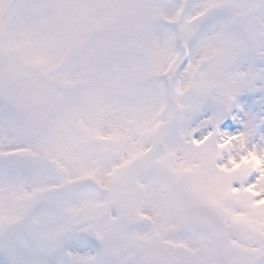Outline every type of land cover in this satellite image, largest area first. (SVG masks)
<instances>
[{
	"label": "snow or ice",
	"instance_id": "obj_1",
	"mask_svg": "<svg viewBox=\"0 0 264 264\" xmlns=\"http://www.w3.org/2000/svg\"><path fill=\"white\" fill-rule=\"evenodd\" d=\"M0 91V264H264V0H0Z\"/></svg>",
	"mask_w": 264,
	"mask_h": 264
},
{
	"label": "clouds",
	"instance_id": "obj_2",
	"mask_svg": "<svg viewBox=\"0 0 264 264\" xmlns=\"http://www.w3.org/2000/svg\"><path fill=\"white\" fill-rule=\"evenodd\" d=\"M85 67L81 58L75 54L71 55L69 58L58 62L54 74L51 79H64L69 85V94H74L77 88V81L84 74ZM10 102L20 109L22 113H26L31 100L26 97L22 92L18 93L10 101L6 97L3 91H0V104Z\"/></svg>",
	"mask_w": 264,
	"mask_h": 264
}]
</instances>
